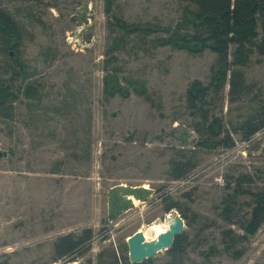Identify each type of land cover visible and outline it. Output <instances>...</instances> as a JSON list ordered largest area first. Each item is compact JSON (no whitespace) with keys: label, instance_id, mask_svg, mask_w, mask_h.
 Here are the masks:
<instances>
[{"label":"rangeland","instance_id":"rangeland-1","mask_svg":"<svg viewBox=\"0 0 264 264\" xmlns=\"http://www.w3.org/2000/svg\"><path fill=\"white\" fill-rule=\"evenodd\" d=\"M105 5V0H0V10L16 22L19 61L28 68L26 78L12 83V62L0 53V81L17 96L12 115H0V261L51 264L56 239L84 229L94 236L79 257L81 264H96L99 252L114 244L120 248L137 231L154 242L155 221L169 230L166 197L189 224L184 221L182 264H264V222L251 236L241 229L250 199H236L233 224L222 215L227 182L242 174L249 177L245 186L252 192L264 186V137L244 144L232 134L231 150L206 152L195 145L199 119L186 97L193 81L209 83L216 54L154 47L152 40L164 34L132 35L109 63L112 40L123 35L111 24L113 16L124 24L173 27L185 5L180 0H111L109 13ZM113 66L122 68L116 78L127 90L125 98L104 94V78ZM243 72L252 92L230 103L226 84L208 108L229 131L257 108L253 96L264 90V58L253 55ZM127 80L143 86L151 102ZM27 83L36 90L32 98L23 95ZM173 158L191 168L185 177L173 179ZM116 185H143L154 192L109 222L107 193ZM228 229L239 237L233 247L242 252L237 260L224 249L222 232ZM154 260L167 261L165 251Z\"/></svg>","mask_w":264,"mask_h":264},{"label":"trees","instance_id":"trees-1","mask_svg":"<svg viewBox=\"0 0 264 264\" xmlns=\"http://www.w3.org/2000/svg\"><path fill=\"white\" fill-rule=\"evenodd\" d=\"M184 5L181 20L173 27H162L150 24H124L116 16H113L112 25L122 31L123 35L112 40L108 54H111L109 63L115 61L112 55L116 50H124L125 39L130 36L144 37L161 35L152 40L154 47H169L172 50L186 51L189 54L200 55L205 50L216 54V62L211 70L210 81L206 86L198 81H193L187 93L188 107L199 122L195 124V131L199 140L195 144L198 150L211 151L217 148L231 150L234 142L232 134L239 135L243 141H249L257 132L264 128V90H257L253 100L257 101V108L246 112V116L239 118L236 124L230 126V131L223 126L222 120L212 116L208 109L211 101L228 86L229 102L233 103L243 95H249L253 86L247 84L243 69L251 64L253 55L264 58V0H180ZM105 11L110 12L111 0H105ZM20 41L18 27L14 18L0 10V53L12 62L10 81L13 83L17 77L28 76L27 66L19 61L18 44ZM230 47L232 50L228 54ZM10 50V51H9ZM10 52L14 56H10ZM228 56L230 60L228 61ZM120 66H113L111 73L104 78V94L112 97L127 96V90L121 87L116 75L121 71ZM127 86L135 89L136 93L145 96L143 86H135V82L127 80ZM133 89V90H134ZM36 90L32 83H27L23 89V95L32 98ZM17 96L11 90L10 85L0 81V115L11 116L12 104ZM170 173L173 179L185 177L191 168L181 160L173 158L170 162ZM246 175H238L232 182H227L226 188L230 191L223 203L225 207L222 215L228 223L233 224V207L237 205L236 199L247 197L250 199V213L246 225L241 228L246 235H254L264 222V186L252 192L245 184L249 182ZM165 213L178 210V204L164 197ZM181 218L187 222V216L180 213ZM165 231V232H164ZM168 230L161 228L153 234L156 240ZM94 234L91 229H84L78 234H66L56 239L53 244V258L55 261L73 253L82 255L89 249ZM239 237H235L231 229L222 232L224 249L234 259H239L242 252L233 250ZM244 238H241L243 240ZM186 238L183 233L174 238L171 247L165 251L167 261L163 264H182L185 255ZM119 249V250H118ZM117 249L112 247L99 252L96 255V264H130L127 256L126 244ZM211 252L216 250L211 248ZM54 262V261H53ZM0 264H7L0 261ZM138 264H156L154 258Z\"/></svg>","mask_w":264,"mask_h":264},{"label":"water","instance_id":"water-1","mask_svg":"<svg viewBox=\"0 0 264 264\" xmlns=\"http://www.w3.org/2000/svg\"><path fill=\"white\" fill-rule=\"evenodd\" d=\"M10 56H12V53H10ZM153 192L150 188H143V185H116L110 188L107 193L108 221L113 222L128 210L132 209L134 207L133 200L140 203L146 202L153 195ZM168 215L172 217V221L167 216L164 219V222H170L168 232L158 236L154 242H146L140 231L127 237V256L130 264H138L155 258L161 251L168 250L173 244L174 238L183 232L185 225L180 215L174 211H171Z\"/></svg>","mask_w":264,"mask_h":264},{"label":"built area","instance_id":"built-area-1","mask_svg":"<svg viewBox=\"0 0 264 264\" xmlns=\"http://www.w3.org/2000/svg\"><path fill=\"white\" fill-rule=\"evenodd\" d=\"M261 137H264V128L261 129L259 132H257L249 141H247V143L245 142L244 144H248L252 140H255ZM113 248L117 253V247L115 246V244L113 245ZM79 257L80 255L73 253L69 256H66L57 261H54L51 264H81V259Z\"/></svg>","mask_w":264,"mask_h":264},{"label":"bare ground","instance_id":"bare-ground-1","mask_svg":"<svg viewBox=\"0 0 264 264\" xmlns=\"http://www.w3.org/2000/svg\"><path fill=\"white\" fill-rule=\"evenodd\" d=\"M134 201H135V200H133V202H134ZM137 202H138V201H137ZM167 218H171L170 221H172V217H170V215H168ZM158 223H159V222H155V223L153 224L152 228L150 229V232H151V233L156 232V231H158V229H160V228H158ZM164 223H165V224H170V222H164ZM141 233L143 234L144 239L146 240V236H145V234H144L143 232H141Z\"/></svg>","mask_w":264,"mask_h":264}]
</instances>
